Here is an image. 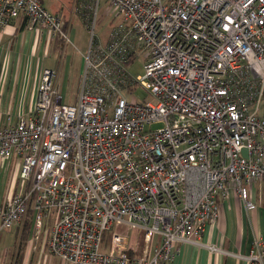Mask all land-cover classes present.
<instances>
[{
  "label": "built area",
  "instance_id": "built-area-1",
  "mask_svg": "<svg viewBox=\"0 0 264 264\" xmlns=\"http://www.w3.org/2000/svg\"><path fill=\"white\" fill-rule=\"evenodd\" d=\"M105 1L121 19L106 41L92 35L76 104L44 68L33 111L0 126V159H20L23 181L0 208V234L31 212L33 236L64 263L170 264L177 246L201 245L228 185L249 211L248 186H264V0ZM20 17L69 41L41 0H0V28ZM143 51L134 78L127 66ZM135 85L156 103L129 102ZM131 229L143 232L137 256ZM261 248L255 239L241 258L264 264Z\"/></svg>",
  "mask_w": 264,
  "mask_h": 264
},
{
  "label": "crops",
  "instance_id": "crops-1",
  "mask_svg": "<svg viewBox=\"0 0 264 264\" xmlns=\"http://www.w3.org/2000/svg\"><path fill=\"white\" fill-rule=\"evenodd\" d=\"M59 43L47 31L30 29L23 17L0 28V126L4 124L7 116L15 122L20 116L29 115L33 111L41 71L47 68L43 61L50 51L55 52L60 47L62 43ZM81 64L82 62L78 69L79 74L83 71ZM68 69L67 63L61 94L69 74ZM57 88L59 90L58 71ZM18 161L21 165L18 158L0 160V208L19 191L11 173L12 164ZM228 187V196L224 199L217 198L218 218L214 223L205 226L200 237L201 245L177 246L170 264H247L241 257L250 253L255 239L262 242L264 261V186L260 182H253L248 186L249 198L255 204V209L250 211L246 209L235 189L230 185ZM17 227H14V239L17 236ZM41 237L47 250V239L44 235ZM208 245H215L228 254L212 253ZM8 251L0 252V264H5Z\"/></svg>",
  "mask_w": 264,
  "mask_h": 264
},
{
  "label": "rangeland",
  "instance_id": "rangeland-1",
  "mask_svg": "<svg viewBox=\"0 0 264 264\" xmlns=\"http://www.w3.org/2000/svg\"><path fill=\"white\" fill-rule=\"evenodd\" d=\"M41 2L47 11L59 15L67 24L66 26L69 25V41L65 44L62 42L55 52L50 51L43 64L47 68L51 67L58 71L60 92L61 84L64 82V69L68 63L69 74L65 81L66 84L62 91V96L64 103L75 105L83 79L82 73L79 74L78 69L81 62L83 69L84 57L87 55L92 35L101 42L106 41L111 29L115 27L121 18L117 9L105 0H100L98 5L89 4L87 0H41ZM146 57L147 51L140 52L133 62L127 66L132 77L136 78L144 74ZM123 94L125 95L126 93L123 91ZM127 99L129 102L156 103L155 99L140 85H135L133 91L128 94ZM258 114L264 117V100L260 104ZM161 127H163L162 123H153L146 126V129L156 130ZM9 162L12 161L10 160ZM11 169L17 189L21 190L23 181L19 179L20 162L12 164ZM25 223L24 221L17 227L16 239H14L15 228L2 233L0 252L9 250L6 254L5 264H67L47 252L42 244V237L38 240L35 239L32 222H28V226ZM124 230L120 229L119 231ZM26 231L28 233L27 236L22 238ZM128 232L132 239L129 244L130 247L137 244L143 245L141 242L143 232L141 230L131 229ZM111 234V231H106L101 242V251L104 253L108 252L110 248ZM154 240L158 241V237H155ZM16 259H18V262H16Z\"/></svg>",
  "mask_w": 264,
  "mask_h": 264
},
{
  "label": "trees",
  "instance_id": "trees-1",
  "mask_svg": "<svg viewBox=\"0 0 264 264\" xmlns=\"http://www.w3.org/2000/svg\"><path fill=\"white\" fill-rule=\"evenodd\" d=\"M66 23L64 24V28H66ZM57 39V41H58V43L60 42V43H62V41L59 39V38H56ZM59 43V44H60ZM31 216H32V214H31V212H29L28 213V215H27V218H26V220H25V224H27V226H28V222H31ZM27 231L26 232H24V234H23V236H22V238H24V237H26L27 236ZM141 249H142V245H140V244H137V245H133L132 247H130V245H129V247H128V253L131 255V256H137V255H140V253H141ZM21 250V249H20ZM20 250H19V252H20ZM18 259H21V258H18ZM18 259H16V262H18L17 260Z\"/></svg>",
  "mask_w": 264,
  "mask_h": 264
}]
</instances>
